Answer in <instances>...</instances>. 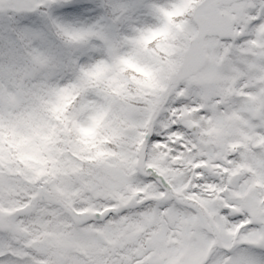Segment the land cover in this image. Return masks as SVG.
Segmentation results:
<instances>
[{"label": "snow or ice", "instance_id": "snow-or-ice-1", "mask_svg": "<svg viewBox=\"0 0 264 264\" xmlns=\"http://www.w3.org/2000/svg\"><path fill=\"white\" fill-rule=\"evenodd\" d=\"M0 264H264V0H0Z\"/></svg>", "mask_w": 264, "mask_h": 264}]
</instances>
